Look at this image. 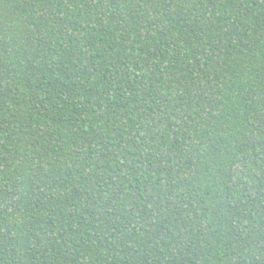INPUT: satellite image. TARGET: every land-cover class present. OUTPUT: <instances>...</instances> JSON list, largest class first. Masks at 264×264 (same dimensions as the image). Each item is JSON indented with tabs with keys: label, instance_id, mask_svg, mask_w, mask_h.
I'll list each match as a JSON object with an SVG mask.
<instances>
[{
	"label": "trees",
	"instance_id": "1",
	"mask_svg": "<svg viewBox=\"0 0 264 264\" xmlns=\"http://www.w3.org/2000/svg\"><path fill=\"white\" fill-rule=\"evenodd\" d=\"M0 264H264V0H0Z\"/></svg>",
	"mask_w": 264,
	"mask_h": 264
}]
</instances>
